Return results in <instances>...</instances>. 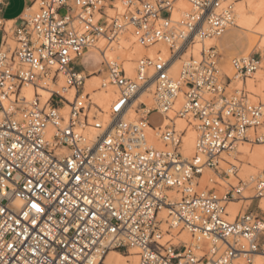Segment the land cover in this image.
Returning <instances> with one entry per match:
<instances>
[{
  "label": "built area",
  "instance_id": "2783aa9c",
  "mask_svg": "<svg viewBox=\"0 0 264 264\" xmlns=\"http://www.w3.org/2000/svg\"><path fill=\"white\" fill-rule=\"evenodd\" d=\"M179 1L34 0L11 25L0 20V264H110L112 249L137 250L138 264H253L264 255L263 218L225 217L247 183L219 195L197 182L206 167L237 176L236 164L220 167L222 154L243 140L264 142V78L259 92L245 83L260 61L235 57L229 76L217 44L206 43L234 24L237 0H185V10ZM125 32L166 52L138 58L130 74L126 54H109ZM92 49L102 57L103 86L116 90L107 109L83 94L92 72L76 62ZM62 78L75 97L52 91L43 99L39 88L60 86ZM236 78L242 85L233 87ZM28 86L36 89L31 99ZM150 87L153 106L137 105ZM132 111L138 115L128 119ZM177 116L194 122L190 158L181 151ZM149 128L161 129L162 147L152 144ZM254 188L262 198L264 178ZM183 231L191 240L175 243Z\"/></svg>",
  "mask_w": 264,
  "mask_h": 264
},
{
  "label": "bare ground",
  "instance_id": "6f19581e",
  "mask_svg": "<svg viewBox=\"0 0 264 264\" xmlns=\"http://www.w3.org/2000/svg\"><path fill=\"white\" fill-rule=\"evenodd\" d=\"M178 4L182 8V9L180 8L181 10L188 9V7H189L188 3L185 0L179 1ZM175 15H178V14L176 13V14H174V16ZM10 22H12V20H9L8 23H10ZM234 27H240V28L246 30L248 32L247 34H250V37H249L250 42H249V46H248V49L246 51V54H249L250 52H252L255 49L264 51V0H237L236 4H235L234 24L231 27H229L228 30H230ZM218 40H219V38L211 39V40H207L206 43L207 44L215 43L219 47ZM209 42H211V43H209ZM100 44H102V41L100 42ZM155 46H160V45H155ZM155 46H152V47H155ZM161 46H163V45H161ZM152 47L146 48V47L139 45L138 43L135 42V38L132 36V34L130 32H125L124 34H122L118 38V42L113 44L112 48L110 49L112 52H109V54L110 55H112L114 53L115 54H119V53L120 54H126L127 62L125 64V66H126L128 72L130 74H132L135 60L138 59L137 58L138 56L136 57V55L140 56L142 54L141 50H143V49L144 50L145 49L150 50ZM160 49L164 53L166 52V48L162 49V47H161ZM199 50H200V46L196 45L193 48V53L195 55H197ZM91 51L98 52V51L93 50V49ZM219 52L221 53L220 49H219ZM156 54L150 53L149 56L153 57ZM186 56L187 55H184L183 58H185ZM260 63H261V66L264 67V57L262 58ZM180 66H181V58H175L173 60V67H172V74L174 76L178 75L179 70H180ZM220 68L222 71L224 70L225 72L224 71L223 72L226 74L227 73L230 74V72H231V68H230L226 59L223 60L222 63H220ZM262 70L263 69H261L259 67L255 74H257L258 72H261ZM252 78L253 77L249 78L248 80H253ZM103 83H104V77H103V73L100 72V70H99V73L94 72V73H92L91 76H86L85 86H84L85 90H84L83 94L84 95L85 94H93L92 97L94 98L95 102L98 105L102 106L104 109H107L109 102H111L116 97V90L113 86H111L109 84H106V86H103ZM63 85H64V80L62 78L60 86H55L54 84L50 83L47 87H43V88L40 87L38 91L41 92V94L43 95V99L49 98L52 91H59V92L65 93V95L70 100H72L76 94L75 88L74 87L67 88L66 91L64 92V90L61 88ZM152 89L153 88L150 87L149 90L144 92V94L137 101V105L139 104L140 101H144L147 103L148 107L153 106L152 96H151V92H150ZM35 92H36V89H34L32 86H28L24 90V94L28 99L33 98ZM182 103H183V95L181 94L176 101L175 109L180 108ZM65 110H68V106L65 107ZM137 115L138 114L135 111H132V112H130L128 119H133V118L137 117ZM170 115L173 116L174 113L171 112ZM100 117L104 118L103 115ZM162 122H163V126H165L166 124L169 123V120H168V118H164V121L162 119ZM175 123H176L177 130L179 132H182L181 151H182L184 157L190 158L194 154L195 141H196V137H197L194 122L193 121L191 122V121L187 120L186 118H182V117L177 116L175 118ZM160 132H161V129H158V130L153 129V128L148 129L150 141L156 147H162L163 146V143L159 139ZM87 133L89 136L94 137L97 133V130L92 128V127H88ZM190 154H192V155L190 156ZM224 154H227V153H224ZM224 154H222L223 158H224V156H223ZM228 154L229 155L238 154L237 156L239 158L236 159V161H240L241 164L243 163V168H242V172L238 173L237 176L234 174H230L231 176L228 178L229 180L226 181L227 183H231L229 181L232 180V178H238L239 179V177H240L239 174L247 175V174L251 173L252 171L256 170L257 168H264V142L254 143V142H249V141L243 140V141L238 142L235 149ZM222 160L227 161L225 158L221 159V162H222ZM227 162L229 163V161H227ZM206 168H208V167H206ZM204 169H203V172H204ZM239 170H240V168H239ZM253 175H255V174H251L250 177H254ZM258 177L263 179L264 174L260 173L258 175ZM246 183H247L248 187L251 185L250 181L246 182ZM231 184H228V186L230 187ZM242 197L246 198L247 196H245L243 194ZM262 198H264V196ZM263 202H264V200H263ZM239 207H240V201L239 200L238 201H233V200L229 201V203L227 204V208H226L227 214L225 215V217L226 218L227 217L228 218L236 217V212L238 211ZM161 215L163 217H165L166 213L164 210L161 212ZM228 220H230V219H228ZM175 233H176V231H175ZM188 233L189 232H187V231H183L180 235L174 236V242L176 243L177 240L190 241L191 240L190 233H189L190 239L187 240L188 239ZM197 237H198V241L203 246L207 247L209 245V242L207 239H205L201 236H197ZM168 238H170V237H166V239H168ZM129 252H130L129 255H124L121 252H119L115 249H112L107 254V262H109L110 264H138L139 263V255L137 254V250L129 249ZM254 258H255L256 264H261L264 261V255H262V254H256Z\"/></svg>",
  "mask_w": 264,
  "mask_h": 264
},
{
  "label": "rangeland",
  "instance_id": "374dc122",
  "mask_svg": "<svg viewBox=\"0 0 264 264\" xmlns=\"http://www.w3.org/2000/svg\"><path fill=\"white\" fill-rule=\"evenodd\" d=\"M118 2V1H117ZM179 5V4H178ZM179 7L181 8V6L179 5ZM16 8V5L14 3H12V5L6 9V11L4 12L5 15H10L13 10ZM37 7H35L36 9ZM182 9V8H181ZM60 14H65L66 13V9L65 8H61L60 9ZM164 15H167V13H163ZM12 22L8 23V25H11ZM248 32L240 27H234L230 30H228V32L222 36L220 38V43L219 46L221 49V59H220V63L223 62V60H227L230 68H231V72L229 74L230 76L234 75V70L232 68L231 65V60L235 57H239V56H258V57H264V51L263 50H253L252 52H250L249 54H246V51L248 49L249 46V42H250V34H247ZM1 32H0V40H1ZM211 43V42H209ZM162 47V49H165V46H155L152 47L150 50L147 49H143L141 50L142 54L136 55L137 58H140L142 56H149L150 53H157V51ZM136 58V59H137ZM101 54L95 51H89L87 52L83 57L79 58L78 61L76 62V65L78 66V70H90L92 72H98L99 70L102 68L101 67ZM260 68L263 69L261 72H258L257 74H255L253 76V80H246L245 83L247 84V87L255 90V91H260L263 87V78H264V67L261 66L260 63ZM224 71V70H223ZM225 72V71H224ZM242 82H240L239 78H236L233 82V87L235 86H241ZM41 93V92H40ZM91 97L93 96V94H90ZM92 100L95 102L94 98L92 97ZM110 104V102H109ZM158 114H154L152 117V120L154 122L156 121H160V118L157 117ZM164 121V118H163ZM239 148V147H238ZM192 154H190L191 156ZM238 154H234V155H229V154H224V158L231 162V163H235L236 165L239 166L240 170L239 173L242 172V168H243V163L241 164L240 161H236V159H238L239 157L237 156ZM227 161H223L220 162V167L221 168H228V162ZM222 170V169H219ZM264 174V168H257L256 170L252 171L251 173L247 174V175H241L239 174V179L238 178H232V180H230L229 182H231L233 185H238L239 184V180L242 179L245 182H251V185L248 187L246 186V188L243 190L242 195L244 194L245 196H247L246 198L239 196V199L233 200V201H240V207L238 209V211L236 212V216L240 213H244V212H253L255 214H258L261 218H263L264 220V198H257L255 197V185H256V181L258 179H260L258 177L259 174ZM251 174H255L253 175L254 177H250ZM231 176V175H230ZM229 176V177H230ZM229 177H225L224 175H222L220 173V171L214 169V168H205L204 172L202 174V176L200 178L197 179V182L199 183V188L200 189H213L217 192V194L219 195H223L225 194V192L229 189L228 184L231 183H227L226 181L229 180ZM228 218V217H227ZM230 220H234V218H228ZM190 239V235L188 233V239ZM118 251V250H117ZM124 255H129L130 252L125 250H121L119 251ZM253 264H256L255 258H253ZM264 261L261 263L263 264Z\"/></svg>",
  "mask_w": 264,
  "mask_h": 264
},
{
  "label": "crops",
  "instance_id": "0c3cea01",
  "mask_svg": "<svg viewBox=\"0 0 264 264\" xmlns=\"http://www.w3.org/2000/svg\"><path fill=\"white\" fill-rule=\"evenodd\" d=\"M33 1L34 0H5L4 4L0 7V19H4V20H16V19H18L23 14L25 9L27 7H29ZM12 3H14L16 5V8L13 10V12L10 15H5L4 12L6 11L7 8H9L12 5ZM227 32H225L224 35ZM218 43H220V38L218 40ZM219 48H220V46H219ZM256 57H257V59H259V61L262 60V57H258V56H256ZM92 73H94V72H92Z\"/></svg>",
  "mask_w": 264,
  "mask_h": 264
},
{
  "label": "snow or ice",
  "instance_id": "6c2138e0",
  "mask_svg": "<svg viewBox=\"0 0 264 264\" xmlns=\"http://www.w3.org/2000/svg\"><path fill=\"white\" fill-rule=\"evenodd\" d=\"M34 207H36L39 211H43V209H40L38 205H34Z\"/></svg>",
  "mask_w": 264,
  "mask_h": 264
}]
</instances>
